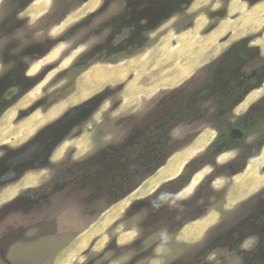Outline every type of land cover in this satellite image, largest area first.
I'll use <instances>...</instances> for the list:
<instances>
[{"label":"rangeland","instance_id":"1","mask_svg":"<svg viewBox=\"0 0 264 264\" xmlns=\"http://www.w3.org/2000/svg\"><path fill=\"white\" fill-rule=\"evenodd\" d=\"M34 1L0 0V78L15 66L14 61L19 63L20 74L19 90L0 95V146L20 147L41 127L99 91H105L107 99L86 123L82 136L63 143L56 154L64 160L70 155L71 146L75 147V160L71 162L80 171L78 179L63 186V193L51 200L41 199L24 208L20 207L22 202L14 201L17 206L5 214L0 225V264H190L207 245L210 228L221 221L232 225L236 214L242 211L237 201L264 189V183L256 186L264 180V162L248 171V163L253 160L250 158L243 167L242 162L237 163L235 169H243L235 175L221 177L218 172L212 184H199L234 159L237 151L228 150L216 155L214 163L212 159L210 165L193 176V170L188 169L174 186L168 187L164 182L144 192L145 183L162 165H171L163 169L176 170L178 177L187 163L202 157L218 128L213 129L206 116L198 120L187 116L184 122L181 121L186 117L181 118L175 129L162 134L150 130L143 134L140 127L144 119H148L149 128L158 120L162 104L157 101L161 97L201 81L206 67L219 54L230 53L226 64L231 73L235 71L236 59L248 62V54L264 55V0L255 5L247 0H189L193 1L190 8L181 6L177 14L164 21L151 33L142 51L135 55L128 52L105 64L93 61L81 68L77 61L97 47L105 34L88 37L89 31L98 29L110 15L111 10L100 17L89 15L104 0H95V7L82 15L79 13L94 0H42L39 11H34ZM40 12L44 14L38 18ZM252 19L253 25L244 24ZM228 24L231 30L224 34L223 27ZM219 26L222 30H215ZM188 33L193 42L222 35L212 47L213 53L210 51L174 88L125 95L127 78L133 77L129 74L131 65L151 60L157 52L162 53L160 50L169 53L179 39L189 37ZM31 51L34 53L26 55ZM123 56L130 58L125 60ZM121 75H125V81H113ZM143 84L148 85L147 90L151 88ZM12 85L8 80L2 87ZM167 102L171 107L172 103ZM208 106L211 107L208 103L202 107ZM200 132L197 143L189 145ZM240 150L250 153L253 149L244 146ZM92 163L98 168H86ZM191 177L182 193L187 200L171 197L173 190ZM22 184H31V179ZM13 193H4L3 198L6 200ZM225 195L227 202L223 205ZM199 214L204 215L191 222ZM97 228L101 231L88 241ZM208 258L212 264L243 263L235 258ZM248 264H264V260Z\"/></svg>","mask_w":264,"mask_h":264},{"label":"flooded vegetation","instance_id":"2","mask_svg":"<svg viewBox=\"0 0 264 264\" xmlns=\"http://www.w3.org/2000/svg\"><path fill=\"white\" fill-rule=\"evenodd\" d=\"M247 1L255 5L262 0ZM192 3L193 1L189 0L102 1L100 8L89 15L100 17L111 10L110 15L98 29L90 30L88 37L94 38L103 32L105 34L97 47L91 48L77 61L78 68L93 61L96 64L114 62L118 57L128 55V52L134 54L142 51L147 47L151 33L155 32L164 21L177 14L181 6L188 9ZM89 15L85 18H89ZM256 50L259 52V49ZM30 53L34 51L26 55ZM229 54L225 51L215 57L206 67L201 81H197L186 89L180 90L177 87L175 89L178 90L170 96L161 97L157 101L162 104L161 112L157 114L158 120L149 128L148 119H144L140 127V130L144 129L143 134H147L148 130L156 133L169 132L184 122L187 116L194 119L197 117V120L199 117L206 116L214 125L212 128L216 130L218 128V134L204 155L187 163L178 177L167 181L166 184L172 183L170 186L180 182L188 169L193 170V176L206 165H210L212 159L214 163L216 155H221L225 151H237V155L231 162L222 164L221 169L214 170L210 177H206L199 184L207 182L212 184L215 181L212 178L218 172L221 177L235 175L234 173L242 170L241 167L250 158L257 159L264 151V55L258 53L257 57H253L248 54L246 56L248 62L240 58L236 59L235 71L231 73L232 69L226 64L229 61ZM123 57L125 60L130 58V56ZM14 64L15 66L0 78L2 97L9 94L10 90H19V63L14 61ZM252 64L254 69L248 70L247 67ZM14 77H16L15 80H13ZM8 80L12 81L13 85L3 88V83ZM106 99V92L99 91L89 99L68 109L55 121L41 127L20 147L0 146V149L3 148L1 150L3 154L0 156V225L5 214L17 206L16 203L13 204L14 201L22 202L20 207L24 208L37 204L41 199L51 200L53 196L63 193V186L78 179L80 171L71 162L75 160V147L71 146L70 155L64 157L65 161L63 156L57 158L56 154L63 143L74 142L82 136V131L87 127L86 123L94 117ZM167 101L172 103L171 107ZM186 102L187 105L181 109V105ZM198 102L200 104L195 107L194 104ZM207 103L211 107L203 108L202 106ZM120 106L121 104L117 105L114 110ZM184 117L186 118L181 121ZM89 128L92 129V126ZM201 134L202 132L197 134L189 145L194 144ZM244 146L253 150L250 153L240 150ZM262 147L261 155L254 156ZM239 162H242V166L235 169ZM96 167L98 168L93 163L86 165L89 170ZM27 179H31V184L22 186ZM191 179L192 177L188 180L189 182L180 184L174 189L171 197L177 196ZM6 192L14 193L12 197L5 200L3 195ZM195 193H197L196 190ZM223 199V205H225L227 196H223ZM238 203L237 207L240 206L242 211L236 214L235 222L226 226L224 221H221L223 224L218 223L213 226L207 238V245L202 252L204 255L199 254L191 260L190 264H212L209 256L223 261L240 259L242 264H248L257 259L264 260V189L246 199H241ZM202 215L199 217L196 215L191 222H195ZM249 241L252 242L251 245L245 247L244 245Z\"/></svg>","mask_w":264,"mask_h":264},{"label":"bare ground","instance_id":"3","mask_svg":"<svg viewBox=\"0 0 264 264\" xmlns=\"http://www.w3.org/2000/svg\"><path fill=\"white\" fill-rule=\"evenodd\" d=\"M198 1L201 3L204 0H198ZM95 4H96V1L95 0L92 1L81 13H79V15H82L83 13L89 11L90 9H93L95 7ZM194 30H196L195 27H194ZM193 34H194V31H193ZM188 35H189L188 37L189 39L181 38L177 41V46L175 48L171 46L173 48L170 50L169 53H167L166 51L160 50L162 51V53L160 54L157 52L156 54H154L151 60L143 61L141 62L140 65H135V64L131 65V68H130L131 73L129 74H133V77L130 79L127 78L128 83L125 87V95L130 96L131 94L135 93V91H138V93L140 94L145 91L155 92L159 88H163V89L174 88L176 85H178V83L181 80L188 77L191 71L195 69L197 65L205 59L206 55H210V51L212 50V47L215 45V42L219 39V35L221 37L222 34L213 35L210 38L201 37V39L198 42L197 40L195 42L192 41L191 33H188ZM124 78H125V75H121L120 77H118L117 79L113 81L116 82L117 80L119 81L121 79L124 80ZM144 82L149 84L151 88L147 90L148 85L147 87L146 86L144 87L143 85H146V84H143ZM134 99L136 98L134 97ZM131 101H133V98L130 99V102ZM128 102L129 101H127V103ZM122 110H125V108H123ZM181 158H185V157H181ZM181 161L183 160L181 159ZM262 162H264V151L259 158L254 159L249 162V167H247V170L249 171L250 169H253L256 165ZM170 164L171 163H169V165ZM252 171L253 170H251V174H252ZM176 175H177L176 170H172L169 168L168 170L167 169L160 170L156 175L150 178L147 183H145L146 188L144 192H149L153 190L162 181L174 179ZM261 183H264V180L260 181V183H257L256 186L258 187ZM238 190L240 191L241 188H239ZM139 196H141L140 193L138 197Z\"/></svg>","mask_w":264,"mask_h":264},{"label":"crops","instance_id":"4","mask_svg":"<svg viewBox=\"0 0 264 264\" xmlns=\"http://www.w3.org/2000/svg\"><path fill=\"white\" fill-rule=\"evenodd\" d=\"M40 2H42V0H35L34 1V3H33V7H34V11H39V3ZM42 4V3H41ZM41 6V5H40ZM43 14H44V12H40L39 13V15H38V18H40L41 16H43ZM197 20H201V19H197ZM247 23H250L251 25H253V23H254V21H253V19H252V21L251 20H247V22L246 23H244V24H247ZM223 28H225V30L223 31V32H225L224 34H226L227 32H229L231 29H230V25L228 24V25H225ZM218 29H220V30H222V28H221V26H219L217 29H215V30H218ZM212 31H214V30H212ZM171 160V159H170ZM168 164V163H167ZM165 165V164H164ZM167 165H165V166H161L160 168H158L157 169V171H156V173L154 174V175H156L160 170H162L164 167H166ZM197 173V172H196ZM153 175V176H154ZM152 176V177H153ZM151 177V178H152ZM150 179V178H149ZM174 180V179H173ZM167 181H171V180H167ZM167 181H162V182H160L159 184L161 185L162 183H164V182H167ZM189 185V184H188ZM187 185V186H188ZM187 186H185L180 192H179V194H177V196H176V198H180V201H186L187 199V197H182V193L186 190V188H187ZM145 188H146V186H145ZM153 192H151V193H149L148 195H146V197L147 196H149V195H151ZM143 198H145V197H143ZM238 202V201H237ZM187 223H190V222H186L185 224L187 225ZM104 225H105V223H104ZM211 227V225H209L206 229H208V228H210ZM213 227H211L210 228V230L212 229ZM101 231V228H97V229H95V230H93L92 232H91V237H89L87 240L89 241L94 235H97L99 232ZM210 260H212V259H210Z\"/></svg>","mask_w":264,"mask_h":264},{"label":"trees","instance_id":"5","mask_svg":"<svg viewBox=\"0 0 264 264\" xmlns=\"http://www.w3.org/2000/svg\"><path fill=\"white\" fill-rule=\"evenodd\" d=\"M200 104V102H198V103H195L194 104V106L196 107V106H198ZM187 105V102L186 103H183L182 105H181V109L183 108V107H185ZM154 132V131H153ZM161 134L162 133H166V132H160ZM148 134V133H147ZM258 155V153H256L254 156H257ZM173 182V181H172ZM172 183L170 182L169 184H167V186H170Z\"/></svg>","mask_w":264,"mask_h":264},{"label":"water","instance_id":"6","mask_svg":"<svg viewBox=\"0 0 264 264\" xmlns=\"http://www.w3.org/2000/svg\"><path fill=\"white\" fill-rule=\"evenodd\" d=\"M186 166V165H185ZM185 168V167H184Z\"/></svg>","mask_w":264,"mask_h":264}]
</instances>
